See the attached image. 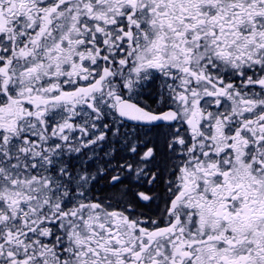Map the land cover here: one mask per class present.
Returning <instances> with one entry per match:
<instances>
[{
    "label": "snow or ice",
    "instance_id": "1",
    "mask_svg": "<svg viewBox=\"0 0 264 264\" xmlns=\"http://www.w3.org/2000/svg\"><path fill=\"white\" fill-rule=\"evenodd\" d=\"M0 264H264V0H0Z\"/></svg>",
    "mask_w": 264,
    "mask_h": 264
}]
</instances>
